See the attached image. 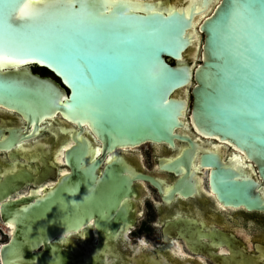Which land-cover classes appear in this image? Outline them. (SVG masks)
Segmentation results:
<instances>
[{"label": "water", "instance_id": "95a60500", "mask_svg": "<svg viewBox=\"0 0 264 264\" xmlns=\"http://www.w3.org/2000/svg\"><path fill=\"white\" fill-rule=\"evenodd\" d=\"M4 2L0 0V10ZM235 2L144 0L154 12L146 18V24L139 31L117 32L109 37L116 65L113 82L107 95L95 103L77 96L78 89L86 91L83 82L78 83L55 62H42L39 55L29 57V63L0 71V106L21 113L33 125L30 132H23L22 128L18 133L12 130L9 137L0 141V147L19 142V138L21 143L33 138L44 122L55 124L62 132H72L74 141L67 150L74 177L59 181L45 195L12 198L23 190L27 181L0 182L2 217L13 225L11 237L0 246V264H40L44 260L48 264H79L73 248L66 249L57 239L78 232L81 224L94 215L100 223L114 221L113 211L119 206L120 198L131 193V183L118 168L124 160L119 149L147 142L168 143L172 147L178 141L189 142L191 148L170 162L177 166L187 164L199 143L192 135L180 132L186 126L185 111L189 108L184 89L191 85L193 100L188 117L195 130L241 152L255 168L253 172L247 162L240 163L233 156L225 160L218 147L207 149L200 154L197 164L210 168L211 190L227 206L264 211V144L261 143L264 116L248 104L243 75L232 76V64L226 63L221 37L214 31L218 19ZM254 2L259 4L261 0ZM207 11L198 27L204 34L201 57L194 61L189 53L197 39L194 22L201 12ZM132 15L143 17V13ZM27 41V37H21L22 43ZM153 65L158 71H154ZM34 67L46 68L61 83L50 75L35 72ZM177 73H186L187 78L177 83ZM221 73L229 75L227 84L220 79ZM84 75L99 74L95 65H89ZM98 142L104 156L82 171L81 160L86 162L89 152L97 149L89 146ZM107 153L115 156L105 165L103 177L98 180L97 168ZM143 177L158 186L153 178ZM181 185L182 192L189 191L186 185ZM97 230L108 232L105 227ZM241 254L239 262L252 261Z\"/></svg>", "mask_w": 264, "mask_h": 264}, {"label": "flooded vegetation", "instance_id": "af4514ba", "mask_svg": "<svg viewBox=\"0 0 264 264\" xmlns=\"http://www.w3.org/2000/svg\"><path fill=\"white\" fill-rule=\"evenodd\" d=\"M199 24L197 31L202 36V50L204 34L200 32ZM196 44L197 39L189 50H193ZM44 69L33 68L35 72L50 75L61 83L52 72ZM192 88L193 85L189 87V109L193 100ZM5 109L7 112L0 110V141L9 137L12 130L18 133L20 128L23 132L33 129L21 113ZM42 125L45 126L33 138L21 143L18 136L19 142L0 147V182L9 179L27 181L23 190L12 198L45 195L59 181L74 177L73 164L68 162L67 156V150L74 144L73 133L67 135L55 124L44 122ZM73 126L76 127L74 123ZM180 132L192 135L199 142L187 164L177 166L170 162L181 156L185 149L191 148L189 142L178 141L174 147L168 143L147 142L119 149L124 160L118 168L122 177L131 183V193H125L120 198L119 206L113 211L114 221L100 223L94 215L81 224L78 232L57 239L66 249L73 248L79 264H243V261H238L242 259L241 253L251 257L252 261L246 264H264V211L225 205L210 188V168L197 164L203 151L218 146L201 140L197 135L207 137L200 135L193 126L192 129H180ZM70 141L73 143L66 147ZM89 147L100 150L101 143H92ZM96 150L89 152L85 163L81 160L82 171L104 156L101 150L95 155ZM148 150L152 155L151 166L148 165ZM219 150L225 160L232 157ZM58 155L63 162L58 160ZM113 156L115 154L107 153L97 168L98 180L103 177L105 165ZM144 175L153 178L158 186ZM181 179V184L186 185L189 191H181ZM36 182L42 184L36 185ZM208 195H213L215 200L212 197L208 201ZM218 203L232 207L231 213L224 210L225 214L221 215ZM150 213L154 214L153 218ZM4 226L13 228L10 222L3 220L0 203V242L3 243L11 237ZM99 227H105L108 232L100 233L97 230ZM138 231H153L154 237L147 233L133 237ZM178 241L184 245V253L176 251ZM222 247L227 252H222Z\"/></svg>", "mask_w": 264, "mask_h": 264}, {"label": "snow or ice", "instance_id": "6c2138e0", "mask_svg": "<svg viewBox=\"0 0 264 264\" xmlns=\"http://www.w3.org/2000/svg\"><path fill=\"white\" fill-rule=\"evenodd\" d=\"M153 14L144 0H5L0 10V71L39 55L42 62H55L83 82L86 91L78 89L77 96L95 103L107 95L113 82L116 65L109 37L139 31ZM214 31L221 37L226 63L232 64V76L243 75L248 104L264 116V0L259 4L237 0L218 19ZM21 37H27V43ZM89 65H95L99 75L85 77ZM153 69L158 71L155 65ZM186 78V73L175 75L177 83ZM220 79L227 84L229 75L221 73Z\"/></svg>", "mask_w": 264, "mask_h": 264}, {"label": "bare ground", "instance_id": "6f19581e", "mask_svg": "<svg viewBox=\"0 0 264 264\" xmlns=\"http://www.w3.org/2000/svg\"><path fill=\"white\" fill-rule=\"evenodd\" d=\"M210 9V8H209ZM208 9V10H209ZM208 13V11L207 12H201L198 16H197V19H196V22H195V24H194V30H195V32H196V37H197V44H196V46L193 48V50H189V53H190V55L194 58V61H197V59H199L200 57H201V55H200V43H201V39H202V36H201V34L197 31V25L200 23V21L202 20V18L206 15ZM184 92L188 95V97H189V87H186L185 89H184ZM0 110L1 111H4V112H7V109H5L4 107H2V106H0ZM189 112H190V109L188 108L186 111H185V114H186V116H185V123H186V126H185V128H188V129H192V126H191V124H190V122H189V119H188V114H189ZM67 124H69V126H73V123L72 122H67ZM45 126V125H44ZM43 126V127H44ZM67 135H70L69 133H67ZM201 140H203V141H207V142H211L212 144H215V145H217L218 146V148L219 149H222L223 151H224V154L225 155H229V156H233V158L236 160V161H238V162H240V163H245V162H247V165H249V166H251V168L253 169V172H255V168L253 167V165H252V163H250L249 161H246L245 160V158H244V155L241 153V152H239V151H236V150H234L233 148H231V146H229L228 144H226V143H218V142H216V141H214V140H212V139H210V138H203V137H200L199 135H197ZM94 139H96L95 137H94ZM73 142L72 141H70L69 143H68V145L66 146V147H68L69 145H71ZM145 147H148V144H145ZM100 152V150H99V148H98V150H96V152H95V155L96 154H98ZM58 160H60V161H62L63 162V159H62V157L61 156H59L58 155ZM207 174H208V171H207ZM257 175V174H256ZM207 192L209 193V194H211L210 192H209V190H208V188H207ZM213 197V195H208L207 196V200L209 201V199L211 200V198ZM214 198V197H213ZM214 200H215V198H214ZM218 205V208H219V210L221 211L220 212V214L221 215H223V214H225V211L224 210H226L229 214L231 213V210L233 209L232 207H224V206H222V205H220L219 203L217 204ZM5 227V226H4ZM11 231H12V226H10L9 228H7V230H5V232L7 233V234H11ZM1 237H2V235L0 234V239H1ZM3 242H0V245L2 244ZM177 252H182V253H184L185 252V250H184V245L180 242V241H178L177 242ZM221 251L222 252H227V249L226 248H221ZM201 257V259H203V256H200Z\"/></svg>", "mask_w": 264, "mask_h": 264}, {"label": "rangeland", "instance_id": "374dc122", "mask_svg": "<svg viewBox=\"0 0 264 264\" xmlns=\"http://www.w3.org/2000/svg\"><path fill=\"white\" fill-rule=\"evenodd\" d=\"M146 153H147V158H148V165L151 166V165H152V155H151V153H150V150H148ZM150 215H151V218L154 217V214H153V213H150ZM145 233H147V232L138 231V233H134L135 236L133 235V237L138 238V237H140L139 234H145ZM147 235H148V236H151V237H154V236H153V235H154V234H153V231H152V232H148ZM151 237H150V238H151ZM73 261L76 262V259L73 258ZM40 264H48V263L44 260V261H41Z\"/></svg>", "mask_w": 264, "mask_h": 264}, {"label": "trees", "instance_id": "16d2710c", "mask_svg": "<svg viewBox=\"0 0 264 264\" xmlns=\"http://www.w3.org/2000/svg\"><path fill=\"white\" fill-rule=\"evenodd\" d=\"M38 69H44V68H40V67H37ZM45 70V69H44Z\"/></svg>", "mask_w": 264, "mask_h": 264}]
</instances>
